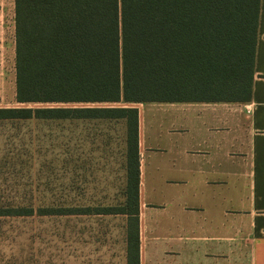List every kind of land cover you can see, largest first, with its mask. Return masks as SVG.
<instances>
[{"label": "trees", "instance_id": "1", "mask_svg": "<svg viewBox=\"0 0 264 264\" xmlns=\"http://www.w3.org/2000/svg\"><path fill=\"white\" fill-rule=\"evenodd\" d=\"M261 0H15L18 104L249 103ZM109 120L127 127L123 186L97 209L34 203L0 217L126 219L140 264L137 108L0 109V121Z\"/></svg>", "mask_w": 264, "mask_h": 264}, {"label": "crops", "instance_id": "2", "mask_svg": "<svg viewBox=\"0 0 264 264\" xmlns=\"http://www.w3.org/2000/svg\"><path fill=\"white\" fill-rule=\"evenodd\" d=\"M127 107L139 110L140 264H264V0L251 102Z\"/></svg>", "mask_w": 264, "mask_h": 264}, {"label": "rangeland", "instance_id": "3", "mask_svg": "<svg viewBox=\"0 0 264 264\" xmlns=\"http://www.w3.org/2000/svg\"><path fill=\"white\" fill-rule=\"evenodd\" d=\"M8 43L5 47L4 44ZM15 0H0V109L123 108L127 104H18ZM147 107L149 135L156 122ZM149 138V136H148ZM127 154L123 121H0V209L34 203L107 206L120 197ZM126 219L0 217V264H127Z\"/></svg>", "mask_w": 264, "mask_h": 264}]
</instances>
